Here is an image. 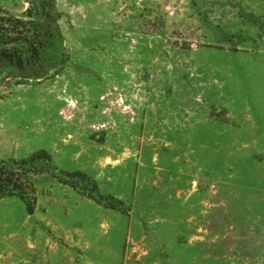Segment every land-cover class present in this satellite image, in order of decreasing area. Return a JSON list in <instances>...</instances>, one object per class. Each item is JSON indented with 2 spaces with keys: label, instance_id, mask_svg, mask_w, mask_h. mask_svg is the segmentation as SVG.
<instances>
[{
  "label": "rangeland",
  "instance_id": "374dc122",
  "mask_svg": "<svg viewBox=\"0 0 264 264\" xmlns=\"http://www.w3.org/2000/svg\"><path fill=\"white\" fill-rule=\"evenodd\" d=\"M0 35V160L49 156L0 264H264V0H0Z\"/></svg>",
  "mask_w": 264,
  "mask_h": 264
},
{
  "label": "trees",
  "instance_id": "16d2710c",
  "mask_svg": "<svg viewBox=\"0 0 264 264\" xmlns=\"http://www.w3.org/2000/svg\"><path fill=\"white\" fill-rule=\"evenodd\" d=\"M0 41H2V35H0ZM48 159L49 156L45 152H40L29 159L19 161L14 159L0 160V199L15 196L23 202L27 214H33L35 200L30 196L27 189L29 175H27L26 169Z\"/></svg>",
  "mask_w": 264,
  "mask_h": 264
},
{
  "label": "bare ground",
  "instance_id": "6f19581e",
  "mask_svg": "<svg viewBox=\"0 0 264 264\" xmlns=\"http://www.w3.org/2000/svg\"><path fill=\"white\" fill-rule=\"evenodd\" d=\"M50 95H52V92L50 93ZM51 98H52L51 106L53 108H58V107L63 106L62 102L59 99L56 100L54 97H51ZM70 106L75 107V105H70Z\"/></svg>",
  "mask_w": 264,
  "mask_h": 264
}]
</instances>
